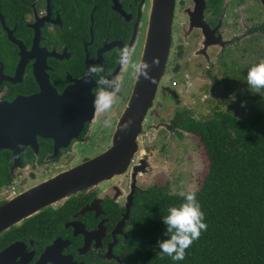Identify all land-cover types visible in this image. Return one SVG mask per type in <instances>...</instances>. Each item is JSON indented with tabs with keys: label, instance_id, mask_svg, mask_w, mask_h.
Masks as SVG:
<instances>
[{
	"label": "flooded vegetation",
	"instance_id": "1",
	"mask_svg": "<svg viewBox=\"0 0 264 264\" xmlns=\"http://www.w3.org/2000/svg\"><path fill=\"white\" fill-rule=\"evenodd\" d=\"M153 2L0 3V207L112 146L138 80L121 71L117 54L127 46L142 62ZM255 52L260 61L264 0H175L163 76L124 173L0 233V264H125L140 197L153 189L168 193L159 168L172 161L185 169L194 164L193 151L183 150L186 123L230 114L222 107L232 84L218 72L225 76L224 66L254 59ZM90 65L103 66L105 75L121 74L110 126L93 107L96 84L85 82Z\"/></svg>",
	"mask_w": 264,
	"mask_h": 264
},
{
	"label": "trees",
	"instance_id": "2",
	"mask_svg": "<svg viewBox=\"0 0 264 264\" xmlns=\"http://www.w3.org/2000/svg\"><path fill=\"white\" fill-rule=\"evenodd\" d=\"M0 3L12 7L21 0ZM249 68L241 71L245 80ZM186 125L208 160L196 191L207 230L186 249L184 260L157 255L158 241L168 238L162 217L183 198L153 189L133 211L135 223L128 233L132 248L124 254L125 264H264V137L228 113Z\"/></svg>",
	"mask_w": 264,
	"mask_h": 264
},
{
	"label": "water",
	"instance_id": "3",
	"mask_svg": "<svg viewBox=\"0 0 264 264\" xmlns=\"http://www.w3.org/2000/svg\"><path fill=\"white\" fill-rule=\"evenodd\" d=\"M174 1L153 2L142 62L151 65L153 59H157L159 63L150 68L147 79L138 78L112 146L103 155L24 191L20 197L0 207V233L81 189L124 173L136 151L142 119L152 106L157 83L163 76L171 44Z\"/></svg>",
	"mask_w": 264,
	"mask_h": 264
},
{
	"label": "clouds",
	"instance_id": "4",
	"mask_svg": "<svg viewBox=\"0 0 264 264\" xmlns=\"http://www.w3.org/2000/svg\"><path fill=\"white\" fill-rule=\"evenodd\" d=\"M117 55L121 71L129 72L137 78L143 76L147 79L150 68L159 63L157 59H153L151 65L133 60L132 50L127 46L120 49ZM104 71L103 66L90 65L85 73V82H95L93 100L95 113L104 117L103 123L110 126L113 106L117 102V94L122 90L121 74L109 76L105 75ZM246 85L248 92L260 95L264 101V59L248 69ZM127 126L126 124L125 128ZM178 195L183 198V202L179 206L169 207L168 214L162 217V222L166 226L165 236L168 238L158 241L160 251L157 254L161 258L167 256L173 261L184 260L186 249L200 238L202 231L207 230L196 191H181Z\"/></svg>",
	"mask_w": 264,
	"mask_h": 264
},
{
	"label": "rangeland",
	"instance_id": "5",
	"mask_svg": "<svg viewBox=\"0 0 264 264\" xmlns=\"http://www.w3.org/2000/svg\"><path fill=\"white\" fill-rule=\"evenodd\" d=\"M250 44H244L241 46L244 50L250 49ZM254 59L247 61L246 59L237 66H224V75L220 78L224 80L227 79L231 82L233 88V93L227 96L228 104L223 109L226 108L228 112L236 117L239 121L252 125L253 129L264 137V101H262L261 96L258 94H252L247 91L246 80L243 79L241 69L246 67H251L258 63L256 58H259V53L255 52ZM264 59V57H262ZM255 62V63H253ZM226 77V78H225ZM223 87H218L216 92L220 94ZM234 97V99H233ZM224 99V97H221ZM219 97H217V102L219 105ZM245 106L242 107L241 105ZM218 106L217 108H220ZM209 110H204V112L209 115ZM183 150L186 153H189L188 150H192V162L194 163L189 169H185L184 165L179 163L170 162L167 168H164V171L159 168L160 173H163L165 176L162 181L169 183V194L178 195L181 191H197L200 189L203 180L208 172V160L204 154L203 146L201 145L199 139L194 135L187 134L184 138ZM182 147V145H181ZM180 147V148H181ZM178 148V147H176ZM172 149V152L176 156L180 155V151Z\"/></svg>",
	"mask_w": 264,
	"mask_h": 264
}]
</instances>
